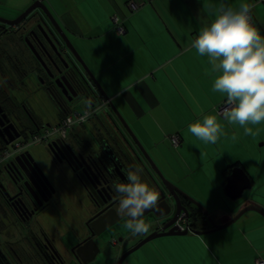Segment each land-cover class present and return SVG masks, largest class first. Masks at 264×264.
<instances>
[{"label": "crops", "instance_id": "0c3cea01", "mask_svg": "<svg viewBox=\"0 0 264 264\" xmlns=\"http://www.w3.org/2000/svg\"><path fill=\"white\" fill-rule=\"evenodd\" d=\"M35 1L0 0V10H9L13 19ZM39 1L70 43L72 38L77 45L88 70L123 119L133 122L143 146L157 148L155 133L165 137L178 134L182 143L193 139L203 149L200 154L213 156L209 159L220 180L211 188L215 195L208 199L194 196L215 224L229 222L244 206H255L264 213L259 196L241 202L242 195L232 204L224 191L233 168L248 176L249 193L256 188L255 194H259L264 188V2ZM129 2L137 3L138 8L130 10ZM221 10L230 17L248 10L252 25L246 28L229 22L212 44L197 42L218 25ZM116 17L125 30L122 35L114 31ZM227 100L235 106L221 116L217 107ZM165 124L173 128L164 129ZM85 130H93V126ZM231 166L224 179L223 171ZM250 212L254 214L246 212L220 231L173 236L167 243L145 247L132 254L128 264L264 261V217Z\"/></svg>", "mask_w": 264, "mask_h": 264}, {"label": "flooded vegetation", "instance_id": "af4514ba", "mask_svg": "<svg viewBox=\"0 0 264 264\" xmlns=\"http://www.w3.org/2000/svg\"><path fill=\"white\" fill-rule=\"evenodd\" d=\"M39 16L12 26L0 22V153L21 146L0 165V178L14 187L0 181V264H85L110 239L122 241L121 256L141 244L137 251L157 245L162 234L212 230L204 204L146 153L157 170L151 165L109 105L74 123L64 137L46 135L69 113L102 98ZM33 96L55 106L53 121L36 114ZM101 259L100 252L95 262Z\"/></svg>", "mask_w": 264, "mask_h": 264}, {"label": "rangeland", "instance_id": "374dc122", "mask_svg": "<svg viewBox=\"0 0 264 264\" xmlns=\"http://www.w3.org/2000/svg\"><path fill=\"white\" fill-rule=\"evenodd\" d=\"M9 14H10L9 10L8 11L0 10V18L2 19L10 20V18L13 16L12 14L11 15ZM73 43L74 42H72V38H71V44L75 47L77 53L84 61L83 56L79 53L77 45ZM86 63L87 62H85V64ZM86 66L88 67L87 64ZM134 93H135V90H134ZM33 97L35 99L33 100L32 103L35 105L34 111L36 112V114L39 115L43 121H46V120L53 121L56 108L50 102V100L42 96H38L37 98L36 96H33ZM79 111L81 110L79 109ZM172 128H173L172 125H168V124L164 125V129L170 130ZM129 129L133 131V134L137 140L141 139L139 138L140 136H137L138 131L136 130V128H134L133 122L129 123ZM155 135H156V138L153 140V143L157 145V148H155L154 150H151L147 145L146 146L144 145V147L142 144L141 145L143 148H145L144 149L145 152L156 161L159 167H161L160 169H162L164 173L171 179L174 178L176 179V181L180 182V186L186 189L189 193H192L193 195L197 194L201 197H207V199L209 198L211 194L215 195V193L211 190V188L213 187V185L220 184L219 182L220 180L217 175V173L219 172L217 173L215 172L216 169H215L214 163L210 161L209 159L210 157L213 158V156H209L207 154H204V155L200 154L202 153L201 151L203 149L200 148V145L197 146L196 141H194L193 139H190V138L184 139L185 142L182 143V140L180 139L178 134H171L167 137L163 136V134L161 135L158 133H155ZM172 136L179 137L180 142L178 146L172 145L171 143ZM138 142L140 143V140ZM259 145L260 143L257 144V146ZM38 149L39 148H33L32 149L33 151L31 150L30 152L35 153V150H38ZM261 149L263 148L261 147L260 150ZM262 153L264 154V149L262 150ZM263 154L261 157L264 159ZM38 155L42 156V157L40 156L39 158L40 160L44 162L45 160L44 158H46L44 157V154H41V152H39ZM256 156L258 157V154ZM184 176H186L185 179H183ZM0 181L4 187H7L8 189L14 188L11 182L7 179V177H4V176L1 177ZM260 191L261 192L259 194H255L256 188L251 190L250 193L249 191L248 192L246 191L240 199L241 202L242 200H244V202L248 199L251 200L253 199V197L257 199L258 198L257 196H259V200L264 202L263 200L264 199V188ZM207 201H211V199ZM220 205L218 204L217 206L220 207ZM245 207L247 206H244L243 208ZM250 213L254 214L253 212H247L246 214H250ZM167 241H168L167 237H164L163 239H158V242H161V243H165V242L167 243Z\"/></svg>", "mask_w": 264, "mask_h": 264}, {"label": "water", "instance_id": "95a60500", "mask_svg": "<svg viewBox=\"0 0 264 264\" xmlns=\"http://www.w3.org/2000/svg\"><path fill=\"white\" fill-rule=\"evenodd\" d=\"M33 13L34 14L38 13L41 17H43L42 16V14H43L47 18V20L50 22L51 26L53 27L54 31L57 33L59 38L64 42L68 51L75 57L76 61H78L81 64V67L83 68L85 73L88 75V77L91 79L94 88L97 89V93H99V96L102 99L109 101V107H110L111 111L113 112V114L124 125L127 132L130 134V136L133 138V140L139 146V148L146 154V152L144 151V148L138 142V140L134 136L133 132L129 129V127L127 126V124H126L125 120L123 119V117L121 116V114L113 106L111 100L106 96V94L102 91L100 86L97 84L95 78L93 77L91 72L88 70L87 66L85 65V63L83 62L81 57L78 55L77 51L72 46V44L70 43V41L66 37L63 30L57 24V22L55 21L53 16L50 14V12L47 10V8L39 0H37L33 4H31V6L27 10H25L22 14H20L17 18H15L14 21H8V20L0 18V22H3L4 24H7L8 26L17 25L18 23L22 22L24 19H26L29 15H31ZM44 36H46V38L49 40V38L45 34V32H44ZM51 45H52L53 49L56 50V48L53 46V44H51ZM39 46H42V45L39 43ZM91 96L94 98L98 97L96 92L92 89H91ZM14 139L15 138H10L5 144L8 145L12 141H14ZM146 156L148 157L147 154H146ZM149 160H150L151 165L155 168V165L152 162V160L150 158H149ZM250 189H251V183H250L248 176L245 174V172L241 169L233 168L231 170L230 175L226 178V183L224 186V191H225L226 197L231 201H236V200L240 199V197L244 194V192L249 191ZM198 208L204 210L205 215H207V211L205 210V208H203V206L198 204ZM250 211L257 212L258 214H260L264 217V213L262 210H260L259 208L255 207V206L250 205V206H247V207L243 208L242 210H240L229 222H227L225 224L217 225L213 222V220L211 218H209V222H210V225L212 227V230H210L208 232L196 231V232H193V234L201 236V235H204L206 233L217 232V231H220L222 229H225L228 226L232 225L234 222H236L246 212H250ZM187 233H188V231L185 230L183 232H176L174 234H171V233L162 234L160 237H167V236H171V235H173V236H184V235H187ZM155 238L156 237H150V238H148L147 241L153 240ZM102 243H103L102 247L101 248L96 247L95 255L93 256L92 259H90L89 262H87L85 264H91V262L96 263L95 262L96 255L99 254L100 252L102 254V259L100 262H98L96 264H109L110 261H113V263H111V264H128L126 258L128 256L132 255L133 253H135L140 248V246L142 245L141 244L139 246H136L135 248L127 251L126 253H123L120 256V252L122 249V246L120 245L122 243L121 240L118 242L119 244L114 243V241L111 239L107 243L106 242H102Z\"/></svg>", "mask_w": 264, "mask_h": 264}, {"label": "built area", "instance_id": "2783aa9c", "mask_svg": "<svg viewBox=\"0 0 264 264\" xmlns=\"http://www.w3.org/2000/svg\"><path fill=\"white\" fill-rule=\"evenodd\" d=\"M257 3L264 2V0H255ZM138 8V4L135 2H129V9L130 10H136ZM219 22L218 25L210 31L207 35H205L202 38H199L197 42L201 44H207L210 45L213 42H215L217 38V33L223 29V26L229 22H233L241 27H250L252 25V19L250 16V13L248 10L244 11L243 13L230 17L226 14L225 11L221 10L219 12ZM114 21V31L117 35L124 34L125 30L121 26L119 19L116 17L113 19ZM106 105H109V101L107 100H100V102L97 104V106L84 109L82 111H73L69 113L62 122L47 131L46 135L50 137L52 134H57L60 137H64L67 130L74 124V123H82L88 120L92 115L96 114L97 112L101 111ZM234 103L232 101H225L224 103L220 104L217 107V113L221 116L229 112L231 109L234 108ZM180 142V139L178 136H172L171 137V143L173 146H178ZM20 145L17 143H14L12 147L6 151H3L0 153V165L6 161L8 158L12 157L13 155L17 154V152L20 150ZM255 264H264V261L261 259L256 260Z\"/></svg>", "mask_w": 264, "mask_h": 264}, {"label": "trees", "instance_id": "16d2710c", "mask_svg": "<svg viewBox=\"0 0 264 264\" xmlns=\"http://www.w3.org/2000/svg\"><path fill=\"white\" fill-rule=\"evenodd\" d=\"M101 100H102V99H101ZM232 167H233V166H231V167L227 168V171H226V170H225V171H223V174H224V175H223V177H224V179L227 177V175H228V173H229L228 171H229V170H231V169H232Z\"/></svg>", "mask_w": 264, "mask_h": 264}]
</instances>
